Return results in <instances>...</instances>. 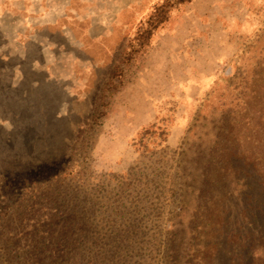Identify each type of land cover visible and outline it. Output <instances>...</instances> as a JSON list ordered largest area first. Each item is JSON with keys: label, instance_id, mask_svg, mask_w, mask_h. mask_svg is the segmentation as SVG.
Wrapping results in <instances>:
<instances>
[{"label": "rangeland", "instance_id": "1", "mask_svg": "<svg viewBox=\"0 0 264 264\" xmlns=\"http://www.w3.org/2000/svg\"><path fill=\"white\" fill-rule=\"evenodd\" d=\"M160 1L0 0V264H228L223 235L215 259L202 255L228 177L214 136L238 104L233 67L251 71L264 47V0L221 1L241 18L218 29L231 45L224 64L196 60L204 31L189 8L210 0L174 10L126 64ZM207 73L210 85L193 91ZM235 170L255 207L258 177Z\"/></svg>", "mask_w": 264, "mask_h": 264}, {"label": "trees", "instance_id": "2", "mask_svg": "<svg viewBox=\"0 0 264 264\" xmlns=\"http://www.w3.org/2000/svg\"><path fill=\"white\" fill-rule=\"evenodd\" d=\"M192 2L193 0H161L156 4L128 42L125 63H130L134 56L149 47L155 33L167 24L174 10ZM260 33L255 39L259 45L264 41V29ZM252 59L254 63L251 71H246L245 64L242 63L233 67L230 83L235 84L233 90L238 91L237 99L234 100L238 104L234 107L225 106V113L220 119L221 126L214 136L216 141L219 138L223 143L222 158H225L227 164L228 177L220 180L223 184L220 197L225 204H218L213 208L212 212L215 214L210 216L212 225L204 233L213 242L202 246V255L204 258L215 259L217 249L221 246L217 236L223 235L230 246L228 264H264V47ZM176 111H173L174 115ZM173 122L171 120V124ZM153 123L144 125L138 136H147ZM160 137L163 143L166 142L167 136L164 133L161 132ZM216 158L213 156L211 159L212 166H217L214 162ZM239 163L242 165L243 177L250 178L251 173L259 179L258 185L263 198L256 202L255 207L252 205L255 201L252 196L246 195L243 187L238 185L239 180L232 178L239 176V170H235V164ZM119 170L123 171V168ZM128 177L127 173L122 179L128 180ZM144 177L142 174L135 180L140 183ZM230 184L234 186V190ZM141 185L149 184L143 182ZM230 200H234V203L231 204ZM194 215L197 218V211ZM224 229L227 230L224 232Z\"/></svg>", "mask_w": 264, "mask_h": 264}, {"label": "crops", "instance_id": "3", "mask_svg": "<svg viewBox=\"0 0 264 264\" xmlns=\"http://www.w3.org/2000/svg\"><path fill=\"white\" fill-rule=\"evenodd\" d=\"M194 1L196 0H193L191 5L194 4ZM197 1H200V0H197ZM221 1H224V0H210L207 4L204 5L205 8H189L190 10L189 13L195 17V20H197L198 23L199 22L202 23L203 29L201 31H204V33H202L201 36L199 37V40L203 42L204 47H203V50H201L202 52L200 51L197 52L196 60L202 62L209 69L211 68V63H216V62L218 63L220 61L221 63L224 64L228 62L232 57V55H230L231 45L229 44V41H228V36H227L228 32L220 33L218 29L219 28L224 29V26H223L224 23H226L225 28L228 29V26L235 25L241 21L240 20L241 18H238L234 15L235 11L233 10V8L225 7L223 2L221 3ZM218 36L221 38L216 40V37ZM213 47L214 48L216 47L217 52H218L217 55H213V54L209 55L207 53L208 50H213V49H210ZM215 51L216 50H214V52ZM200 72H197V76L199 75ZM193 74L194 76H196V71L194 69L191 75ZM172 79L173 78L171 77L170 79L171 86H170L169 94H172L174 91V82H172ZM195 82L197 84H191L193 91L199 86H202L204 88L208 87L211 82L210 74L209 73L204 74L202 78L199 77V80H196ZM190 100L192 101L193 99L192 97L190 98V96L187 94L183 107L187 105L188 101ZM148 118L149 120L147 124L150 123L152 119L150 114ZM183 119L184 118L182 117V115L180 116L179 114L174 120L176 124V126L175 125L174 126L177 128L178 127L180 128L181 125H184L186 121ZM144 125H146V123Z\"/></svg>", "mask_w": 264, "mask_h": 264}]
</instances>
